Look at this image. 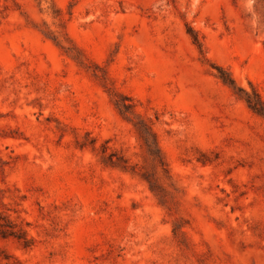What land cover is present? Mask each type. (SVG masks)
Wrapping results in <instances>:
<instances>
[{
    "label": "rangeland",
    "instance_id": "obj_1",
    "mask_svg": "<svg viewBox=\"0 0 264 264\" xmlns=\"http://www.w3.org/2000/svg\"><path fill=\"white\" fill-rule=\"evenodd\" d=\"M0 264H264V0H0Z\"/></svg>",
    "mask_w": 264,
    "mask_h": 264
},
{
    "label": "trees",
    "instance_id": "obj_2",
    "mask_svg": "<svg viewBox=\"0 0 264 264\" xmlns=\"http://www.w3.org/2000/svg\"><path fill=\"white\" fill-rule=\"evenodd\" d=\"M261 102V101H260ZM262 103V102H261ZM253 108L259 112V109L256 106H253Z\"/></svg>",
    "mask_w": 264,
    "mask_h": 264
}]
</instances>
